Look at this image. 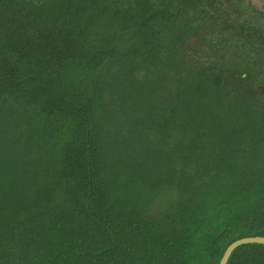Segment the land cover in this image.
<instances>
[{
  "label": "trees",
  "instance_id": "16d2710c",
  "mask_svg": "<svg viewBox=\"0 0 264 264\" xmlns=\"http://www.w3.org/2000/svg\"><path fill=\"white\" fill-rule=\"evenodd\" d=\"M250 236L264 0H0V264H220Z\"/></svg>",
  "mask_w": 264,
  "mask_h": 264
},
{
  "label": "water",
  "instance_id": "95a60500",
  "mask_svg": "<svg viewBox=\"0 0 264 264\" xmlns=\"http://www.w3.org/2000/svg\"><path fill=\"white\" fill-rule=\"evenodd\" d=\"M248 242H261L264 243V236H250V237H244L241 239H238L236 241H234L226 250L224 256L222 257L220 264H226L227 260L231 254V252L233 251V249L235 247H237L240 244L243 243H248Z\"/></svg>",
  "mask_w": 264,
  "mask_h": 264
},
{
  "label": "rangeland",
  "instance_id": "374dc122",
  "mask_svg": "<svg viewBox=\"0 0 264 264\" xmlns=\"http://www.w3.org/2000/svg\"><path fill=\"white\" fill-rule=\"evenodd\" d=\"M252 3H254L255 5H257L258 7H261L263 4V0H252Z\"/></svg>",
  "mask_w": 264,
  "mask_h": 264
}]
</instances>
